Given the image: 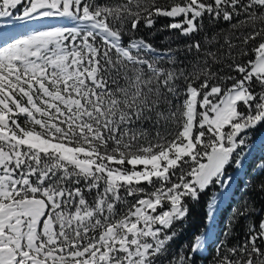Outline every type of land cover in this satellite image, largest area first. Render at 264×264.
<instances>
[{
	"label": "snow or ice",
	"instance_id": "1",
	"mask_svg": "<svg viewBox=\"0 0 264 264\" xmlns=\"http://www.w3.org/2000/svg\"><path fill=\"white\" fill-rule=\"evenodd\" d=\"M257 130L264 0H0V264H264Z\"/></svg>",
	"mask_w": 264,
	"mask_h": 264
},
{
	"label": "trees",
	"instance_id": "2",
	"mask_svg": "<svg viewBox=\"0 0 264 264\" xmlns=\"http://www.w3.org/2000/svg\"><path fill=\"white\" fill-rule=\"evenodd\" d=\"M157 44L161 45V41L159 38H157ZM263 131L262 130H257L255 137L260 135ZM250 163L247 166V169L251 170ZM232 169H229V172ZM261 177L254 175L252 173H247L245 171L244 177L242 179L237 180V185L236 188L233 190V193L231 194L229 202L220 209L221 212V219L226 220L232 213L233 209L236 208L237 206H241V201L244 200V198L251 197L253 200L256 201V207L259 208L261 205H264V200H261L259 198V193L254 191L255 186L257 183H259ZM251 182L250 186L248 188L245 187L248 182ZM206 199V197H205ZM256 219H259V216L256 217ZM204 225V209H203V202H201V205L193 211L192 217L188 222V225L185 229V235L181 238L183 240H190L191 236L193 233H196L200 230H202ZM222 227V225H220ZM219 228L216 229L218 231ZM211 253L207 252L205 253L204 259L199 260V264H208L207 258H210Z\"/></svg>",
	"mask_w": 264,
	"mask_h": 264
},
{
	"label": "rangeland",
	"instance_id": "3",
	"mask_svg": "<svg viewBox=\"0 0 264 264\" xmlns=\"http://www.w3.org/2000/svg\"><path fill=\"white\" fill-rule=\"evenodd\" d=\"M55 22L56 24H60L61 22L59 21H53ZM7 31H11L13 33H16V34H19V33H25L27 31H29L28 28H25L24 26L20 25V24H16V25H10L7 29ZM254 140L257 142V148L255 151H253V154L252 156H249L248 157V164L250 163V166L252 167L255 163V160L260 156V148H261V144H264V131L258 135L257 137L254 138ZM233 170H231L230 172H232ZM245 171H247V173H252V171L250 169H247V167L245 168V170L241 173L240 172H236V174H234V181L231 185V189L230 191L228 192L227 196L225 197V200H223L224 202L221 204V207L222 208L223 206H225L229 200H230V197H231V194L233 193V190L236 188V185H237V180L238 179H242L244 177V174H245ZM253 174V173H252ZM239 177H238V176ZM223 189L220 190V192L222 191ZM223 192V191H222ZM219 194V193H218ZM229 195V196H228ZM226 201V202H225ZM203 202V201H202Z\"/></svg>",
	"mask_w": 264,
	"mask_h": 264
},
{
	"label": "bare ground",
	"instance_id": "4",
	"mask_svg": "<svg viewBox=\"0 0 264 264\" xmlns=\"http://www.w3.org/2000/svg\"><path fill=\"white\" fill-rule=\"evenodd\" d=\"M52 23H55V22H52ZM242 172H243V171H242ZM240 173H241V172H240ZM235 174H236V173H235ZM237 176H238V175H237ZM238 177H239V176H238ZM222 191H223V190H222ZM222 191H221V192H222ZM228 196H229V195H228ZM224 200H225V198H224ZM223 202H224V201H223ZM225 202H226V201H225ZM220 207H221V206H220Z\"/></svg>",
	"mask_w": 264,
	"mask_h": 264
}]
</instances>
